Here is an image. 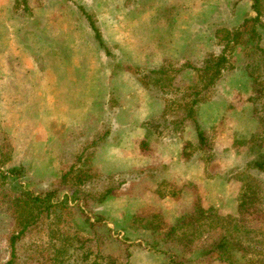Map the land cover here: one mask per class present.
<instances>
[{
  "label": "rangeland",
  "instance_id": "374dc122",
  "mask_svg": "<svg viewBox=\"0 0 264 264\" xmlns=\"http://www.w3.org/2000/svg\"><path fill=\"white\" fill-rule=\"evenodd\" d=\"M253 3L0 0V264H264L262 237L212 251L227 222L168 235L197 200L237 215L249 183L264 208V28L227 38Z\"/></svg>",
  "mask_w": 264,
  "mask_h": 264
},
{
  "label": "trees",
  "instance_id": "16d2710c",
  "mask_svg": "<svg viewBox=\"0 0 264 264\" xmlns=\"http://www.w3.org/2000/svg\"><path fill=\"white\" fill-rule=\"evenodd\" d=\"M253 10L256 12V15L246 17L245 20L238 26L234 31H228V43L241 44L243 43V38L247 35L250 40H257L262 38L261 32L259 31V27L264 28V21L262 19V0H254ZM260 48V47H259ZM264 52V50H263ZM211 55L205 61V65L201 69L202 77L204 74L208 76V80L204 85L205 89H208L210 86L214 85L219 77L222 75V66L227 61V56L225 53H222L220 57ZM264 59V56H263ZM215 64V68H213V64ZM260 75L258 70L255 71V74ZM254 73L251 72V76L256 82L258 76H255ZM193 103H198V99L194 98ZM193 108H190L189 111L185 113L184 119H192L194 121L195 129L197 132V136L199 139L200 146L203 147L206 144L207 135L206 130L202 127L201 123L197 119H193ZM141 143H144V138L139 140ZM192 143L189 142V145ZM190 156V154H187ZM248 166L256 169L259 172H264V154L259 156L258 158L250 161ZM22 171L21 166L9 167L8 172L12 175L20 174ZM0 177L6 178L7 173H3L0 169ZM248 187L247 190L243 192V194L239 195V203H238V213L237 215H222L219 211L209 206L208 208L204 207V205L197 200L196 202V215H185L183 218L179 219L176 224H172L169 228L168 235L175 234L177 231L182 230L183 233L187 232L190 229V226L195 223H200L204 225H222L223 222H227L226 225H222L224 229V234L221 237V240L215 246L212 251L221 252L224 251L227 246L234 244L237 250L247 251L249 252V246L245 244V240L253 235L256 238L262 237L264 238V208L257 209V203L262 201L259 196V192L257 188H252V184H246ZM48 196V195H47ZM35 201H43L44 198L41 196H36L34 198ZM99 220L102 219V216L98 215ZM152 222V221H150ZM247 222V224L245 223ZM163 225H155L153 223H149L147 228H162ZM180 240V237L177 236ZM257 261L254 259H250L249 263H256ZM7 264H14L13 260H9ZM107 264H120L116 260H109ZM125 264H130V262H126Z\"/></svg>",
  "mask_w": 264,
  "mask_h": 264
},
{
  "label": "crops",
  "instance_id": "0c3cea01",
  "mask_svg": "<svg viewBox=\"0 0 264 264\" xmlns=\"http://www.w3.org/2000/svg\"><path fill=\"white\" fill-rule=\"evenodd\" d=\"M156 196L157 195H155V194H147V202L151 201V198L153 197V200H154V198L158 200V201H156V204L155 205H158V206L160 205L161 206L162 203L160 202V200L158 198H156ZM152 202H150V203H152Z\"/></svg>",
  "mask_w": 264,
  "mask_h": 264
}]
</instances>
